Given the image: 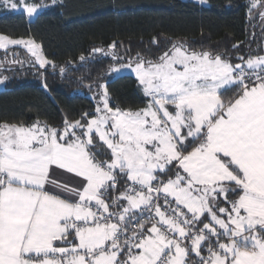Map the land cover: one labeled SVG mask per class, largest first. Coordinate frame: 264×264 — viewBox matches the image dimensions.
<instances>
[{
  "label": "snow or ice",
  "instance_id": "snow-or-ice-1",
  "mask_svg": "<svg viewBox=\"0 0 264 264\" xmlns=\"http://www.w3.org/2000/svg\"><path fill=\"white\" fill-rule=\"evenodd\" d=\"M9 45L51 63L0 34ZM116 48L93 52L135 75L145 107L110 106L99 84L92 116L0 123V264H264V55L233 63L181 43L125 60Z\"/></svg>",
  "mask_w": 264,
  "mask_h": 264
},
{
  "label": "trees",
  "instance_id": "trees-1",
  "mask_svg": "<svg viewBox=\"0 0 264 264\" xmlns=\"http://www.w3.org/2000/svg\"><path fill=\"white\" fill-rule=\"evenodd\" d=\"M44 1L33 0L46 8L31 21L23 13L0 12V34L31 39L51 62L41 68L31 58L28 65L0 66L7 77L0 90V123L40 121L61 128L65 118L92 116L99 84L107 85L110 106L145 107L147 98L136 80L129 75L115 77L111 67L116 61L93 52L113 43L125 50V60L137 53L155 60L181 43L194 51L224 54L233 63H240V56L246 60L249 55H264V16L259 9L250 19V0Z\"/></svg>",
  "mask_w": 264,
  "mask_h": 264
},
{
  "label": "rangeland",
  "instance_id": "rangeland-1",
  "mask_svg": "<svg viewBox=\"0 0 264 264\" xmlns=\"http://www.w3.org/2000/svg\"><path fill=\"white\" fill-rule=\"evenodd\" d=\"M44 0H40L41 3H43ZM59 0H56V2H58ZM192 1H195V2H200V0H192ZM45 2V1H44ZM53 3V2H52ZM42 5H45V4H42ZM47 5V4H46ZM252 5V0L249 1V8H250V19H254L256 13L259 12V9L260 13H264V10H261L263 9L262 7L264 6V3L263 4H260V6L256 7V8H252L251 7ZM46 8L45 7H42L41 9L38 10V13L41 12L42 10H44ZM0 12H15V13H23L25 15V17L27 18L28 21H31L36 15L32 16V17H29L26 13H24L23 11H13V10H10V9H5L3 8L2 6H0ZM24 40H29V39H24ZM31 40V39H30ZM109 49L105 50V51H108ZM116 51L122 56L124 57L125 59V55H124V52L122 51V49H116ZM0 54L2 55L3 59L0 60V66H2L4 63H9L11 66H14V65H18V66H22V65H25V64H29L30 61H31V58L32 60L38 65L39 63L36 61L35 57H33L31 55L30 52H28L27 48L24 46V45H9L8 46V49L5 50V49H0ZM3 55H6V56H3ZM99 55H102V53H99ZM30 60V61H29ZM48 65V64H47ZM45 65V66H47ZM1 69V68H0ZM112 74H114L112 71H111ZM118 74H122V75H127V74H131L133 75V73H130L129 71L125 70V71H121L120 73ZM7 77L4 76L2 73H0V80L3 81V83H0V90L3 89L5 83L7 82L6 81ZM98 101L97 100V104H98ZM105 148V147H104ZM109 151V150H108ZM124 182V184H122ZM131 182L129 181H126V180H123L119 185H118V188L120 191H123L127 186L128 184H130ZM113 196L115 195H118L116 192H113L112 193ZM105 199L107 200L108 197H105Z\"/></svg>",
  "mask_w": 264,
  "mask_h": 264
},
{
  "label": "crops",
  "instance_id": "crops-1",
  "mask_svg": "<svg viewBox=\"0 0 264 264\" xmlns=\"http://www.w3.org/2000/svg\"><path fill=\"white\" fill-rule=\"evenodd\" d=\"M200 3V2H199ZM124 52H125V50H124ZM115 77H118V76H122V74H118V73H114L113 74ZM127 75H129V76H131V77H133L135 80H136V82H137V85H138V81H137V79L135 78V75L133 74V75H131V74H127ZM138 89H139V91L141 92V94L143 95V92H142V90H141V88H140V86L138 85ZM144 96V95H143ZM145 97V96H144ZM146 98V97H145ZM102 144H103V142H101ZM104 147L106 148V145H104ZM110 151V150H109ZM62 171V170H61ZM67 175H70V174H67ZM61 183H63L64 182V179L63 178H61V181H60Z\"/></svg>",
  "mask_w": 264,
  "mask_h": 264
},
{
  "label": "built area",
  "instance_id": "built-area-1",
  "mask_svg": "<svg viewBox=\"0 0 264 264\" xmlns=\"http://www.w3.org/2000/svg\"><path fill=\"white\" fill-rule=\"evenodd\" d=\"M161 203H163V201L161 200ZM148 216V213H145V217H147Z\"/></svg>",
  "mask_w": 264,
  "mask_h": 264
}]
</instances>
